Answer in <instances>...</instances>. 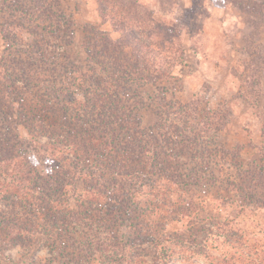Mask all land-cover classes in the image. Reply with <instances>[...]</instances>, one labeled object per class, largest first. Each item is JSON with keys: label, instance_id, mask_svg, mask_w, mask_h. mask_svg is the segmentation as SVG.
I'll list each match as a JSON object with an SVG mask.
<instances>
[{"label": "rangeland", "instance_id": "rangeland-1", "mask_svg": "<svg viewBox=\"0 0 264 264\" xmlns=\"http://www.w3.org/2000/svg\"><path fill=\"white\" fill-rule=\"evenodd\" d=\"M137 1L171 31L176 66L158 86L143 59L118 74L139 141L99 108L105 156L81 166L57 145L74 122L62 109L93 112L101 91L71 73L101 72L92 56L126 41L114 13L0 0V264H264V0Z\"/></svg>", "mask_w": 264, "mask_h": 264}, {"label": "trees", "instance_id": "trees-1", "mask_svg": "<svg viewBox=\"0 0 264 264\" xmlns=\"http://www.w3.org/2000/svg\"><path fill=\"white\" fill-rule=\"evenodd\" d=\"M96 2L98 6L104 10H108L110 7L111 11L114 13L112 15V20L115 23V27L117 30L121 31L126 41L119 44L120 47L118 50V43H113L109 39H106L109 41V48L107 46L106 48L101 49V56L96 53L95 55L92 54L93 56L91 59L95 57V60L102 58L104 55L106 60L97 62L98 66L101 68V72L92 71L91 74H87L82 73L77 70L78 68L73 67L74 69L71 73L72 82H76L74 81L75 79L79 80L81 85L89 82V84L93 85L94 88L101 91L95 94V99L92 105L94 108L93 112L90 108L87 111V106L81 108L78 105L79 103H76L75 100H73L74 102L72 106L69 104L70 107L74 108V110L72 108L71 110L62 109L65 112V115L68 117L70 116L74 122L69 125L63 124L64 127L59 129L62 134L68 135L69 138L63 139L57 145H65L69 149L75 163L81 166L86 164V161L90 156H105V143L100 144V141H105L104 135L106 136L107 134H105L103 130L108 127L110 129V126L113 125L112 120L109 121L108 117L101 118V114L105 110L107 112L110 111L112 119L119 120L118 125L120 130L123 132L124 141L137 143L138 139H136L135 135L137 134V128L133 126L131 127V125H129V119H127L129 114L127 113V109L130 106L129 101L131 99L129 95L131 94H128L127 92L124 93V98H119V96L117 97L116 94H114L119 90L126 89V84L129 83L127 82L124 84L125 82L121 81L123 77H119L118 74L125 75L127 78L133 77L134 75L137 76L141 70L136 62L138 61V58L141 60L143 59L146 61L143 62L145 63L144 69H142L143 71L146 70L148 72L152 70L151 72H155L156 68L161 70L162 74L157 75L155 80L150 79L151 84L158 86V83L160 84L159 79L164 78V76L167 77L166 73L168 74V72L172 71V69L176 66L174 58L169 55V52H171L174 47L171 41L173 39L170 34L171 31L151 18L152 15L150 17L137 0H96ZM128 47L134 49L137 54H135V64L128 62L129 60L125 61L122 56ZM83 50L86 52L90 51L87 41H84ZM175 51H178V49L175 48ZM89 57H91V55ZM120 60H122V62ZM156 64H158L159 67L155 66ZM110 67L111 72H108ZM107 72L111 75V81L104 78V75H107ZM78 74L80 77L77 79L76 76ZM149 78L152 77L149 76ZM134 79H136V81L141 80L140 77ZM110 89H113V92L108 95ZM87 99L89 102L91 101L90 98ZM99 108L103 111H98ZM94 116L99 117L100 122L96 121ZM53 117L54 116L52 115V118ZM92 123H95L96 125L93 126ZM56 129L57 125L50 130L53 137L54 135H57L56 137H58L60 134V132H56ZM46 131L48 130H43L42 135H49ZM124 149L125 144L122 151ZM52 152H54V150ZM160 155L162 156L163 154L161 153ZM159 159L160 156L157 155L154 161L157 162ZM164 163L166 165L167 161L165 160ZM119 166L121 167V170L119 171L121 173H125L128 165L121 163ZM154 166L155 165H153V167ZM26 167H28V165H26Z\"/></svg>", "mask_w": 264, "mask_h": 264}]
</instances>
